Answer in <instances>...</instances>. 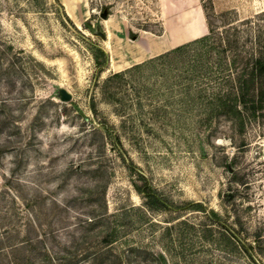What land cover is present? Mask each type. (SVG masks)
Segmentation results:
<instances>
[{
	"label": "rangeland",
	"instance_id": "obj_1",
	"mask_svg": "<svg viewBox=\"0 0 264 264\" xmlns=\"http://www.w3.org/2000/svg\"><path fill=\"white\" fill-rule=\"evenodd\" d=\"M260 41L264 0H0V264H264Z\"/></svg>",
	"mask_w": 264,
	"mask_h": 264
},
{
	"label": "trees",
	"instance_id": "obj_2",
	"mask_svg": "<svg viewBox=\"0 0 264 264\" xmlns=\"http://www.w3.org/2000/svg\"><path fill=\"white\" fill-rule=\"evenodd\" d=\"M211 30L210 32H212ZM209 35L202 38L194 40L190 44H185L179 46L167 54L161 55L160 57L168 55H177L186 50L191 44H200L209 41ZM260 51L259 53L252 58L251 62V75L248 77L245 82L239 83L235 93V101L237 106L230 111V115L236 119L240 118L242 121L243 114H249L250 111L256 113L257 108L264 109V41H260ZM103 56L107 59V55L103 53ZM248 83L251 84L250 89H248ZM230 171H234L233 168H230ZM148 196H153L151 193H148ZM155 197V196H154ZM153 197V198H154ZM231 196L227 195V199H230Z\"/></svg>",
	"mask_w": 264,
	"mask_h": 264
},
{
	"label": "water",
	"instance_id": "obj_3",
	"mask_svg": "<svg viewBox=\"0 0 264 264\" xmlns=\"http://www.w3.org/2000/svg\"><path fill=\"white\" fill-rule=\"evenodd\" d=\"M107 16H108V15H107L106 12H104V13L102 14V18H107ZM59 95H60V100H61L62 102H68V101L71 100V95H70L66 90H64V89H61V90H60Z\"/></svg>",
	"mask_w": 264,
	"mask_h": 264
},
{
	"label": "bare ground",
	"instance_id": "obj_4",
	"mask_svg": "<svg viewBox=\"0 0 264 264\" xmlns=\"http://www.w3.org/2000/svg\"><path fill=\"white\" fill-rule=\"evenodd\" d=\"M69 1V0H68ZM66 3V8H67V10H68V12L71 14V16L75 19V20H77V17H76V15H75V12H74V10H73V8H72V6L69 4V2H67V1H65ZM112 39V38H111ZM184 40V39H183ZM111 42V41H110ZM139 45V44H138ZM112 48V47H111ZM148 51V50H147ZM115 54H117V51H115L114 50V55ZM111 63V62H110Z\"/></svg>",
	"mask_w": 264,
	"mask_h": 264
}]
</instances>
